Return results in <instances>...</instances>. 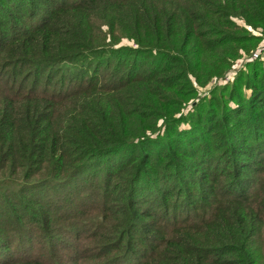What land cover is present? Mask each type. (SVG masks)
<instances>
[{
    "label": "trees",
    "instance_id": "16d2710c",
    "mask_svg": "<svg viewBox=\"0 0 264 264\" xmlns=\"http://www.w3.org/2000/svg\"><path fill=\"white\" fill-rule=\"evenodd\" d=\"M263 39L264 0H0V264H264V67L197 88Z\"/></svg>",
    "mask_w": 264,
    "mask_h": 264
},
{
    "label": "rangeland",
    "instance_id": "374dc122",
    "mask_svg": "<svg viewBox=\"0 0 264 264\" xmlns=\"http://www.w3.org/2000/svg\"><path fill=\"white\" fill-rule=\"evenodd\" d=\"M253 35H255L256 37H260V34L257 33V32L254 33ZM123 46L133 47L134 46V43L132 41L128 40V39H124V40H122V42L120 44L117 45L116 48H120V47H123ZM259 50L262 51V57L259 60L260 61L259 64H260L261 68L264 67V39H263V40H261L259 42L258 46L252 52L246 53L245 50H242L240 52V57L234 62V64L232 65L231 69L226 74V76H230L233 79L228 84L232 85L234 79L236 78L237 74H239V72H241L243 70L246 72L250 68V64L254 62V61L251 62L250 57H251V55L254 52L259 51ZM225 83L226 82H224V79H220V80L214 79L205 88L197 87V85H196V87L199 89L200 95L201 96H205L207 93H210V91L214 87L226 85ZM198 102H199V99L193 101L191 104L192 105H196ZM84 192L85 193H83V195H84V198H85L84 199V202L85 203H83V202H75L76 200H67L68 198H66V196L64 197L60 193L57 194V195H55V196H53V200H54L55 203L56 202H63L61 206L64 205L65 207H64V209H61L62 211H60V212H62V213H66L67 211H69L68 208H71L72 209L71 213H73L75 215L74 218H77V220L75 221L73 219L72 220L69 219L68 221H71L70 224H78L77 227L84 229V234L82 236H84V235L87 236L88 235L87 234L88 232H91V231H94L95 230V225L93 223L94 220L93 219L91 220V218H92V215L91 214H89L87 217L86 216L84 217L81 214V210H82V208L88 209L89 207H91V204L92 203L93 204H97V205H101V197L95 196V197L91 198V197H88L89 194H87L86 191H84ZM72 195H73V197H75L77 195V193L72 194ZM78 197H81V196L78 194ZM81 199H82V197H81ZM87 212H89V211H87ZM94 217L95 218L97 217L96 221H102V220H104L103 219L104 218L103 213H100V212L97 213V216H94ZM40 235L41 234H37L36 240H34V244H37V242H40ZM61 237H63V235ZM82 240H83V243H84V246L85 247H89V245H87L88 242L92 243L90 249H93L95 247V244L97 243V241L95 239H88L86 237H83ZM37 246L38 245H36V247ZM95 250H92V252H94Z\"/></svg>",
    "mask_w": 264,
    "mask_h": 264
},
{
    "label": "built area",
    "instance_id": "2783aa9c",
    "mask_svg": "<svg viewBox=\"0 0 264 264\" xmlns=\"http://www.w3.org/2000/svg\"><path fill=\"white\" fill-rule=\"evenodd\" d=\"M261 57H262V51L259 50V51L254 52V53L251 55L250 60H251V62H253V61H257V60H260ZM231 80H233V79H232L230 76H226L225 79H224V82H226V83H230Z\"/></svg>",
    "mask_w": 264,
    "mask_h": 264
}]
</instances>
